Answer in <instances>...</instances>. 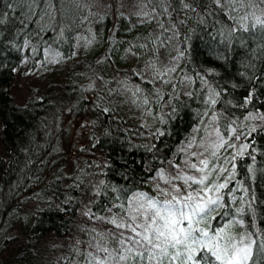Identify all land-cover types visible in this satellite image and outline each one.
<instances>
[{"label":"trees","instance_id":"1","mask_svg":"<svg viewBox=\"0 0 264 264\" xmlns=\"http://www.w3.org/2000/svg\"><path fill=\"white\" fill-rule=\"evenodd\" d=\"M257 21L264 0H0V264H146L119 259L142 220L132 206L171 199L147 188L209 123L235 146L200 227L264 242V118L248 128L264 116ZM51 54L72 67L16 95L17 70Z\"/></svg>","mask_w":264,"mask_h":264},{"label":"snow or ice","instance_id":"2","mask_svg":"<svg viewBox=\"0 0 264 264\" xmlns=\"http://www.w3.org/2000/svg\"><path fill=\"white\" fill-rule=\"evenodd\" d=\"M201 163L206 169L208 162L203 160ZM184 179L186 183L191 181L201 185L203 195H172L170 200L163 202L149 198L147 210L151 214L142 213L141 217H133V220L142 218L143 222L136 223L135 227L127 226L133 233L126 237L131 244L128 251L134 252L146 264H260L264 260V242L237 241L225 235L223 227L219 231L200 227L207 220L214 219L212 214L219 207V197L213 198L208 193L214 190L218 193L226 187V183L205 186L207 177L196 179L188 176ZM165 183L169 181L165 180ZM174 191L179 193L181 189L177 187ZM253 245H256L255 250ZM104 251L107 252V249ZM119 259L125 260L126 257L121 255Z\"/></svg>","mask_w":264,"mask_h":264},{"label":"rangeland","instance_id":"3","mask_svg":"<svg viewBox=\"0 0 264 264\" xmlns=\"http://www.w3.org/2000/svg\"><path fill=\"white\" fill-rule=\"evenodd\" d=\"M82 41H78L75 49L74 56L72 61L73 66L77 67L81 63V52H82ZM72 67L70 61H65L60 63L58 56L55 54L48 55L45 59L44 64L38 65L36 69H31L29 63L23 64L16 72L15 78L12 81V89L15 91V94L22 96L25 92L24 88L30 84L38 85L42 90L45 89L47 84L53 80L56 76H62L63 70L67 67ZM264 116H259L253 118L251 123L248 125L250 127H256L261 122ZM240 139V138H239ZM244 139V137H243ZM243 141V140H242ZM234 142L231 141V138L225 141H219L212 131V124L204 125L201 130L196 131L191 135L189 139V144L187 143L182 149L173 157L171 164L169 165V171L167 173L161 174L152 185L147 189L149 196H155L156 198L163 199L164 196H184L188 193H200L201 185L192 183L191 181L185 182V177H194L199 179L201 177H207L205 181V186H218V180L220 177L226 176L230 168L228 164H231V161L228 163V160L231 159V152L234 149ZM222 150H225L221 152ZM244 149L242 148L238 151V154L242 153ZM223 154L222 159L219 160V155ZM202 155H205L206 158H203ZM206 160L208 166L205 169L201 161ZM195 166V167H194ZM198 169H203L199 171ZM227 179V178H226ZM165 180H168L169 183H165ZM180 188L181 191L176 193L175 188ZM165 192L168 194L165 195ZM217 192L214 190L208 195L216 198ZM148 196V195H147ZM155 200V199H153ZM143 204V208L141 205ZM134 212L139 211L141 215L147 214L150 215L151 212L148 209V203L144 202V197L137 199L133 206ZM147 210V211H146ZM141 223L143 220H139ZM138 222V223H140ZM121 225V224H119ZM111 235L116 236L121 232L122 227H104ZM237 233V232H236ZM129 236V235H128ZM231 237L235 240L244 239L242 234H231ZM120 255L126 256L128 253V248L131 247V244L126 241L124 242L121 239H118ZM105 252V251H103Z\"/></svg>","mask_w":264,"mask_h":264}]
</instances>
